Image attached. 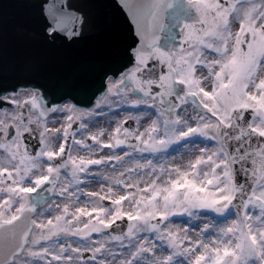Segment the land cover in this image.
Masks as SVG:
<instances>
[{
    "label": "snow or ice",
    "instance_id": "6c2138e0",
    "mask_svg": "<svg viewBox=\"0 0 264 264\" xmlns=\"http://www.w3.org/2000/svg\"><path fill=\"white\" fill-rule=\"evenodd\" d=\"M118 3L134 26V64L108 78L96 107L111 104L112 96L154 109L156 119L139 131L123 124L142 117H128L107 141L103 129L76 139L72 124L79 120L86 130L84 118L99 113L49 106L38 92L23 99L13 94L7 102L19 111L0 112V264H264V0ZM45 19L52 39L78 37L88 23L83 13L55 3ZM58 112L69 113L62 136L46 121ZM34 127L42 130L33 154L25 134ZM70 136L89 157L93 147L102 152L127 145L132 152L77 157L67 146ZM60 140L57 150L53 142ZM201 141L214 146L201 148ZM180 149L199 155L183 165L166 158ZM133 153L158 154L159 162H142ZM101 165L123 170L105 177L106 189L83 191L82 177ZM38 190L67 202L33 200ZM38 206L40 216L48 213L46 221L34 218ZM208 212L223 219L203 223L196 239L187 223L171 224L177 216L199 220ZM125 219L126 229L117 224Z\"/></svg>",
    "mask_w": 264,
    "mask_h": 264
},
{
    "label": "water",
    "instance_id": "95a60500",
    "mask_svg": "<svg viewBox=\"0 0 264 264\" xmlns=\"http://www.w3.org/2000/svg\"><path fill=\"white\" fill-rule=\"evenodd\" d=\"M53 3L87 17L82 35H46L45 14ZM136 42L118 0H0V95L35 85L51 102L69 99L89 107L106 91L108 78L134 64L129 49ZM28 65L31 70H25ZM28 145L35 147L33 140Z\"/></svg>",
    "mask_w": 264,
    "mask_h": 264
},
{
    "label": "flooded vegetation",
    "instance_id": "af4514ba",
    "mask_svg": "<svg viewBox=\"0 0 264 264\" xmlns=\"http://www.w3.org/2000/svg\"><path fill=\"white\" fill-rule=\"evenodd\" d=\"M35 92H38L40 94L41 91L40 90H35ZM13 94H15L18 98L23 99L25 97H27L28 95L26 93L23 92L22 93H17L14 92ZM9 95V99L12 98V95ZM45 102H47V104L49 106H51L52 104H50L48 101L45 100ZM117 103V102H116ZM73 105L71 102H63L60 103L56 106H60L63 107L64 105ZM97 104H95V106L89 108V109H83L80 107H76L75 108L78 111H93L95 113H99L98 115H93L92 117H85L84 118V123H86L88 125L86 130H80L79 129V124L80 121L77 120L72 124V129L71 132L75 133V138L76 139H83L86 136H90L91 134H96L98 133L101 129L104 130L105 134L102 137V139L104 141H107L109 138V135L112 133L113 129L117 126V123L119 121V119H121V117L125 114V112H136L141 114H145L143 115V121L141 123L144 122V120L146 119V117L148 118L149 115H151V111H153V109L151 108H147L144 105H141L139 107H132L128 104H123V105H119V104H106L105 106H100L99 108L96 107ZM27 108L28 106H25V112L27 113ZM6 111L8 113H12L14 111H19V109H16L15 106L11 105L10 103L4 107L2 110H0V112ZM33 119L35 118V113L36 110L33 109ZM67 115H69V113L67 112H58V113H49L48 116L46 117V121H47V126L50 129H60L61 130V136H62V132H63V128L66 127L67 125V121H66V117ZM119 118V119H118ZM125 125H127V122L125 123ZM42 130L41 127H34L33 132L32 133H26L25 134V138L26 135L29 136V138L34 137L35 139V145L36 148L34 150V153L36 151H39V147H40V137H39V132ZM123 138V137H121ZM62 142V140L60 141H54L53 142V146L55 149L58 150L59 148V143ZM27 143V142H26ZM88 143H92L91 140L88 141ZM68 148H70L72 150V155L80 157L83 156L85 158H100V156H108V155H113V154H123L124 146H121L120 148L117 149H104L102 152L96 148L93 147L92 149V156L89 157V153L88 151L82 149V148H77L75 146H73L72 144V137H69L68 140ZM29 149V147H28ZM30 151V149H29ZM122 168H116L115 170L113 169V167L111 165L108 166H90V174L87 177H82V179H84V184L81 185L83 191L85 192H92V191H96V192H100L102 191V189H106L108 187V182L105 180V177H109V178H115L117 175H119V171H122ZM65 178V174L62 171V175H61V181L63 182ZM122 194V193H121ZM40 196L42 197H46L48 198L47 201L49 204H60L61 207L63 206V203H66L67 200H64L60 197H58L56 194L51 193V192H47V191H40ZM33 200L34 199V193L32 194ZM85 202V198L82 197L81 199V205L83 206ZM104 206H108V202L105 201L104 202ZM44 208H47V204H44ZM42 209L39 208L37 214L34 216L35 219H37L38 221L40 220H47L49 218L48 213L45 212V214L43 216L39 215V212ZM53 215L57 214L55 212L52 213ZM117 224L119 226H127V220H124V222L118 221ZM93 239H100V237L96 234L93 235ZM89 255V253H85V256L87 257Z\"/></svg>",
    "mask_w": 264,
    "mask_h": 264
},
{
    "label": "rangeland",
    "instance_id": "374dc122",
    "mask_svg": "<svg viewBox=\"0 0 264 264\" xmlns=\"http://www.w3.org/2000/svg\"><path fill=\"white\" fill-rule=\"evenodd\" d=\"M198 74H201V73H198ZM202 74L203 75H206L207 74L206 73V70ZM137 95H138V93L137 94H131L129 96V99L130 100L131 99H135L137 97ZM28 96H30V95H28ZM109 99L112 101L111 104H119V105L128 104V103H120V101H119V99L117 97L109 96ZM101 105L102 106H105L106 103L105 104H101ZM188 111H189L190 114L195 115V113L192 112L191 106L188 107ZM151 113L152 114L149 115L148 118L146 117V119L144 120V122L141 123L143 121V115H145V114H141L140 115L139 113H136V112H132V113L131 112H127V113L125 112V114L121 117V119L118 118L119 119L118 123H120L121 121H125L126 118H128V117L140 116V117H142V119H140L139 123H137V121L135 119H127L126 120L127 125H125V123H124L123 124V127L129 128L131 130V127H129L128 122L134 120L135 123H134L133 130H135V129L138 128L139 131H144V129L151 123V120L156 119V113H155V110L154 109H153V111H151ZM132 141H134V140H132ZM198 146L201 147V148L207 147V148L211 149V148H213L214 145H213V142H211V141H201V142H199ZM124 152H132V150L131 149H127V150L125 149L123 151V154H124ZM123 154H121V155H123ZM196 155H199V152L196 151L195 149H193L191 155L186 154L183 149H180V151H178V152L177 151L170 150L169 153L166 155V158L168 160L172 161L175 164H181V165H183L188 160L195 159V156ZM133 156H134L135 159H140L142 162H143V159L144 158L153 159L154 163L159 162L158 154L133 153ZM173 158H174V160H173ZM185 218H187V219L185 220ZM211 218H215L217 221L223 219L221 217H216V215L214 213L208 212V213L203 214L201 216V219H199V221L197 219H192V218H189L187 216H177V217L172 218L171 224H172L173 228H175V227H181L182 228L185 225V223H187V225L189 227L190 234H192L193 239H196L197 236L196 235H193L192 229L195 228V231H197V233L199 234V230H200L201 227H203V223L208 222V220L211 219ZM123 228L126 229V227H123ZM164 254L166 255L167 254V251H165ZM178 259H181L182 260V258H178Z\"/></svg>",
    "mask_w": 264,
    "mask_h": 264
},
{
    "label": "bare ground",
    "instance_id": "6f19581e",
    "mask_svg": "<svg viewBox=\"0 0 264 264\" xmlns=\"http://www.w3.org/2000/svg\"><path fill=\"white\" fill-rule=\"evenodd\" d=\"M25 91V93H33V92H35V91H32V90H24ZM186 220V219H185ZM184 220V221H185ZM199 221V220H198ZM193 235H196V236H198V233H197V231H195V233L193 234Z\"/></svg>",
    "mask_w": 264,
    "mask_h": 264
}]
</instances>
